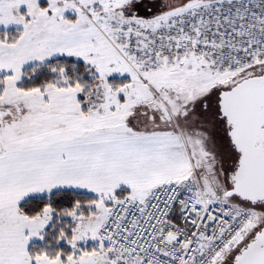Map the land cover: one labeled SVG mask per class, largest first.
I'll return each instance as SVG.
<instances>
[{"label":"snow or ice","instance_id":"1","mask_svg":"<svg viewBox=\"0 0 264 264\" xmlns=\"http://www.w3.org/2000/svg\"><path fill=\"white\" fill-rule=\"evenodd\" d=\"M0 264H264V0H0Z\"/></svg>","mask_w":264,"mask_h":264}]
</instances>
